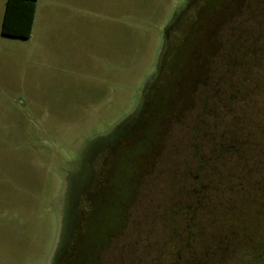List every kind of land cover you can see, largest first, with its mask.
Segmentation results:
<instances>
[{
	"label": "rangeland",
	"instance_id": "374dc122",
	"mask_svg": "<svg viewBox=\"0 0 264 264\" xmlns=\"http://www.w3.org/2000/svg\"><path fill=\"white\" fill-rule=\"evenodd\" d=\"M6 1L0 0V264H54L68 222L78 214L82 198L94 189L100 175L90 153L95 150L102 155L107 143L100 138L113 134L136 113L156 72L172 17L189 0H61L59 8L46 13V20L42 14L48 2L42 0L28 40L1 35ZM249 2L251 13L245 12L221 35L222 51L217 52L215 67L226 66L228 41L241 48L253 44L260 58L257 67H264V25L258 18L264 0ZM170 38V52L177 51L175 36ZM255 76L264 92V68ZM235 101L228 107L230 112L214 105L216 113H225L221 125L232 122L242 140L252 134L250 142L261 143L263 160L264 124L260 130L256 121L264 120V93L251 97L243 93ZM210 122L206 120L207 127ZM198 126L197 109L181 126L162 132L152 155L149 148L146 156L139 154L129 163L137 170L144 168L143 174L134 173L123 184L130 196L124 207L126 225L104 244V232L117 227L110 220L120 200L128 159L141 149H130V145L145 127L137 126L123 137L118 147L127 152L117 150L114 156L111 191H101L81 225L85 240L77 259L81 264L96 256V264H171L167 255L171 249L179 248L180 257L187 254L181 247L187 238L184 218L176 215L189 202L186 193L195 188L200 169L194 170L190 147L192 131ZM240 160L238 165L223 160L220 169L230 172L226 174L232 175L233 183L221 176L215 181L205 179H210L208 197L213 199L206 198L204 205L213 207L214 198L229 204L241 197V185L234 183L247 159ZM109 166L106 162L103 171ZM186 169L192 171L191 179H186ZM263 209L264 181L261 226L256 225L259 220L254 213L244 208L237 212L240 217L234 220V235L230 234L235 249L219 251L223 257L219 264H264L257 260L264 256ZM209 216L199 235L205 243H218L212 237L222 236L221 227ZM171 217L178 227L172 234H179L173 235L174 242H170ZM218 220L216 216V224ZM193 245L190 252L194 254L199 248L194 241Z\"/></svg>",
	"mask_w": 264,
	"mask_h": 264
},
{
	"label": "trees",
	"instance_id": "16d2710c",
	"mask_svg": "<svg viewBox=\"0 0 264 264\" xmlns=\"http://www.w3.org/2000/svg\"><path fill=\"white\" fill-rule=\"evenodd\" d=\"M249 1L189 0L172 17L159 55L156 72L145 88L142 101L133 117L135 126L132 125L129 133L133 132V128L137 129V126L138 128H145L139 136L134 138V146L130 145V149L135 147H141V149L135 156L128 159V171L123 174L119 190L120 200L118 205H115V211H113L110 220V223H115L117 227L114 228L113 225L114 229L111 227L112 229L104 232V244L108 242V237L115 230L117 231L126 225L127 214L124 207L129 203L130 196L126 193L123 184L128 176L134 173L143 174L144 168L137 170L129 164L130 161H133L139 154L146 156L149 148L152 150V147L155 148L159 145V140L161 141L163 136H160L162 132L164 134L171 131L175 126H181L197 109L199 110L200 126L192 131L190 147L193 149L194 170L200 169L198 176H196L195 188L190 193H186L189 202H186L176 215L177 219L179 216L184 218L187 238L183 240L182 246L181 244L180 246L185 248L187 254L180 257L178 256L179 248L176 251L171 249L167 253L171 264L221 263L223 257L218 256L219 251H227L230 247L235 249L236 245L231 236L234 234L231 233V229L235 225L234 220L240 217L237 212L243 208L250 211L251 214L254 213L255 220H259L256 225L261 226V182L264 181V159L261 160V143L253 146L250 142L252 134L245 136L243 140L239 138L238 132L230 121L226 127H223L221 122L225 118V113L220 115L216 113L214 108L220 105L230 112V109L228 110L229 105L235 103V99L243 96V93L247 94V97L254 96L256 93H264L260 89L262 86L258 88L256 85V72L264 67H257L260 58L254 54L255 47L253 44L241 48L228 41L225 44L228 49V54L225 56L226 66L215 67L214 62L217 52L222 51L223 38L221 35L225 33L229 25L240 19L245 12L251 13ZM37 2L38 0H7L1 24V35L7 38L28 40L33 31ZM258 15L260 20L263 19L262 25H264V10H258ZM170 35L175 36L176 41L174 43H176L177 51L170 52L169 50L172 39ZM260 41L262 43L263 39ZM258 44L257 42L255 46ZM182 45L186 48L183 49ZM218 72L222 73L218 75ZM251 113L250 110L249 114ZM207 119L211 121L209 127L206 125ZM262 124H264V120L259 117L256 121V127L261 130ZM247 125L251 126L249 119ZM259 134L261 137V132ZM206 149H208V156L205 154ZM123 151L127 152L126 150ZM116 152L113 149L108 155L109 160H112L108 163L110 170L103 171L104 164L96 162L99 165L97 173L100 175L97 176L94 189L82 198V208L78 214L74 215L73 220L70 219L68 222L63 254L59 264H81L77 260L85 241L82 237L84 228L81 229V225L87 221L91 211L88 209L94 208L96 200L102 193L101 191H111L112 165ZM244 156L247 162L241 167L243 174L238 176L239 179H236V183H234L235 186H239L240 183L241 197L229 204L221 203L218 201L219 199L214 198L213 207L204 205L206 198H210L208 197L209 189L212 187L209 185L210 179L214 178L213 181H215V179H220L218 176H221L222 180L226 179L231 183L234 181L231 174H226L230 172L224 173L223 171L221 173L223 160H233L234 165H236ZM204 171H208L211 175L206 176ZM191 173L192 171L186 169L184 173L186 179H191ZM208 178L210 179L205 181ZM212 191L211 194L215 195L216 193ZM212 208L215 211H211ZM262 211L264 212V209ZM209 215L213 216L215 225L221 227V232L218 233H222V236L212 237L213 239L218 238V243H212V240L205 243V240L199 235V232L205 229L204 223L208 222V218L211 220ZM216 216H219L217 224ZM176 218L171 217L169 220L171 234L175 231L178 232ZM173 235L179 236L178 233L172 234L170 242H174ZM223 237L226 239H222ZM193 241L200 250L193 251L194 254L190 252L193 250ZM97 254H99L98 251ZM261 256L257 257V260L264 263V256ZM182 258H184L183 262ZM96 259L97 256L95 260L87 262V264H96Z\"/></svg>",
	"mask_w": 264,
	"mask_h": 264
},
{
	"label": "flooded vegetation",
	"instance_id": "af4514ba",
	"mask_svg": "<svg viewBox=\"0 0 264 264\" xmlns=\"http://www.w3.org/2000/svg\"><path fill=\"white\" fill-rule=\"evenodd\" d=\"M135 114L129 120H127L125 123H123V125H121L120 128H118L113 134H110L107 137H101L100 138V140L103 141L105 144L107 143V149L104 151V153L102 155L101 154H97L95 150H94V152H91L90 153V162H91V164H94L97 161L99 162V164H105L106 162L110 163L112 161V160H109L108 155L113 151V149L116 150V151L117 150H119V151L121 150V149H119L120 146L118 147V143L120 141H122L123 137H125L128 132L131 131L130 129H131L132 125H133V122H134V120H133L134 118L133 117L135 116ZM121 151H123V150H121ZM152 152L153 151L151 150L149 152V155H152ZM92 162H94V163H92ZM63 244H64V241L62 240L60 248L57 251V255H56L54 264H59L60 258H61L62 254H63V249H64Z\"/></svg>",
	"mask_w": 264,
	"mask_h": 264
},
{
	"label": "crops",
	"instance_id": "0c3cea01",
	"mask_svg": "<svg viewBox=\"0 0 264 264\" xmlns=\"http://www.w3.org/2000/svg\"><path fill=\"white\" fill-rule=\"evenodd\" d=\"M41 1L42 0H38V2H37L34 23L36 21L37 15H38L39 3ZM44 1L48 2V5L47 6H44L43 14H42L43 19L46 20V17H49L46 13H48V12L50 13L51 9L53 10L55 7H58L59 8L58 3L59 2H62V1L61 0H44Z\"/></svg>",
	"mask_w": 264,
	"mask_h": 264
}]
</instances>
